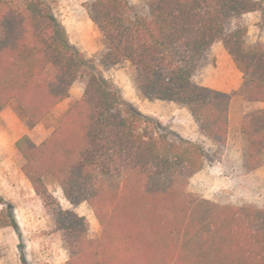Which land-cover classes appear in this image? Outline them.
<instances>
[{
    "label": "trees",
    "instance_id": "obj_1",
    "mask_svg": "<svg viewBox=\"0 0 264 264\" xmlns=\"http://www.w3.org/2000/svg\"><path fill=\"white\" fill-rule=\"evenodd\" d=\"M83 7L101 34L98 64L134 67L146 100L185 107L199 131L223 146L234 95L264 102V43L250 42L243 15L264 0H89ZM220 42L243 75L232 93L194 76ZM83 92L41 142L14 143L20 170L52 211L67 250L61 264H264V208L219 203L188 189L206 158L202 145L164 127L126 102L97 65L70 43L50 0H0V112L13 101L27 127L70 94ZM249 157L264 149V107L239 123ZM50 176L74 207L86 202L99 224L64 209L47 189ZM17 228L11 208L0 227Z\"/></svg>",
    "mask_w": 264,
    "mask_h": 264
},
{
    "label": "rangeland",
    "instance_id": "obj_2",
    "mask_svg": "<svg viewBox=\"0 0 264 264\" xmlns=\"http://www.w3.org/2000/svg\"><path fill=\"white\" fill-rule=\"evenodd\" d=\"M50 1L64 25L70 43L97 65L100 73L117 87L126 102L142 113L156 118L169 131L204 147L206 158L203 166L189 180L188 189L191 192L219 203L264 208V149L258 156L249 157L245 140L239 132L240 119L246 113L263 107L255 103L248 104V101L234 95L229 108V131L226 143L223 146L216 145L199 131L196 122L185 107L175 102L149 101L140 97L134 83L136 71L128 62H121L108 68L98 64L104 42L97 28L83 16L85 13L83 4L89 0ZM129 1L138 10H142L143 0ZM14 2L21 3V0ZM243 21L248 28L249 41L264 43V16L259 11H252L243 15ZM239 77L241 85L244 77L235 70L232 60L224 52L221 43L216 42L205 53L194 81L201 85L221 86L237 81ZM235 91L231 93L234 94ZM82 92L83 80L77 78L70 88L69 96L60 101L46 118L33 127L26 126L13 101H10L1 113L11 121L14 130H18L19 126L23 129L27 128L33 141L39 143L52 132L59 117L74 100L81 97ZM1 119L3 118L0 116ZM2 158L5 160L9 158L16 167H19V161L20 167L23 164L19 154L16 157L10 155L2 157L0 153V160ZM20 173L22 175L21 170ZM13 175L17 186L12 191L6 189L0 179V210L8 205L17 223V228L0 227V264L63 263L67 258V250L61 232L53 222L52 211L43 206L31 185L24 182L23 175L18 177L17 172ZM45 183L60 206L84 216L89 225V235L97 236L99 224L89 205L82 202L73 207L53 178L47 176Z\"/></svg>",
    "mask_w": 264,
    "mask_h": 264
},
{
    "label": "crops",
    "instance_id": "obj_3",
    "mask_svg": "<svg viewBox=\"0 0 264 264\" xmlns=\"http://www.w3.org/2000/svg\"><path fill=\"white\" fill-rule=\"evenodd\" d=\"M84 17L85 19L92 25H94L91 20L89 19L85 9H84ZM225 52V51H224ZM226 53V52H225ZM226 55L228 56V54L226 53ZM231 59V58H230ZM233 63V61H232ZM234 64V63H233ZM235 70L238 72V74H240L241 76H243L235 67ZM241 83V78L239 77V79H237V81H233V82H229L225 85H212V84H207L204 86H208L217 90H221L224 92H228L231 93L232 91H235L239 85ZM249 103H255L257 104V106H261L264 107V102H249ZM230 108V107H229ZM0 116L1 119L0 120V153L2 157H5L6 155H10L11 157H16V155L18 154L15 147H14V143L15 141L22 136L23 134H28V129L25 128L23 129L21 126H19L18 130H14L12 127V123L10 120L6 119L2 113L0 112ZM241 120V119H240ZM19 131V132H18ZM31 139L32 136L30 134H28ZM33 140V139H32ZM20 158V157H19ZM4 159V160H3ZM20 160V159H19ZM13 165V166H12ZM6 170V171H5ZM18 177H21V173H20V161H19V167H16L14 162L11 161L9 158H7V160H5V158H2L0 160V179L4 182L3 185L6 189H11L14 190V188H16L17 186V182L15 181V177H13V174H16ZM24 177V176H23ZM25 180V181H24ZM24 182L28 185H30V183L28 182V180L24 177ZM6 181V182H5ZM11 185V186H8Z\"/></svg>",
    "mask_w": 264,
    "mask_h": 264
}]
</instances>
